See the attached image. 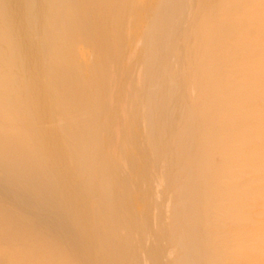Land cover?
Returning <instances> with one entry per match:
<instances>
[{"label":"bare ground","instance_id":"obj_1","mask_svg":"<svg viewBox=\"0 0 264 264\" xmlns=\"http://www.w3.org/2000/svg\"><path fill=\"white\" fill-rule=\"evenodd\" d=\"M0 0L13 121L0 246L82 264H254L260 160L258 9L226 0ZM258 2V0H257ZM43 83L58 135L18 126ZM56 217L25 231L18 194Z\"/></svg>","mask_w":264,"mask_h":264},{"label":"clouds","instance_id":"obj_2","mask_svg":"<svg viewBox=\"0 0 264 264\" xmlns=\"http://www.w3.org/2000/svg\"><path fill=\"white\" fill-rule=\"evenodd\" d=\"M160 0H150L143 5L145 15L159 9ZM225 6L235 9H258L257 20L260 33V160H259V199L256 206L257 221L255 237L258 243L260 259L254 264H264V0H226ZM6 51L0 39V167L6 162L4 146L9 139L10 128L13 121L9 118L11 102L8 93V64ZM57 114L51 107V100L46 86L41 84L34 99L21 102L15 123L23 127L31 140L41 145L45 133L58 135L56 128ZM25 204L27 223L23 226L25 231H34L40 226L49 224L57 213L53 204L42 198L32 197L27 192L18 194ZM60 230L65 241V249L69 258L57 261H45L24 258L21 253L25 250V243L11 248L0 246V264H82L80 260L72 258L73 249L82 243L73 225L67 221H60ZM191 264H228L226 261H193Z\"/></svg>","mask_w":264,"mask_h":264}]
</instances>
